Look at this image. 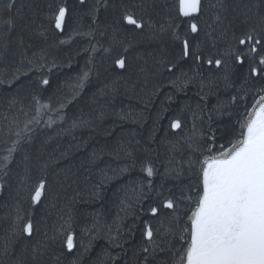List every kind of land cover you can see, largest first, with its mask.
Returning a JSON list of instances; mask_svg holds the SVG:
<instances>
[{"label":"snow or ice","instance_id":"snow-or-ice-1","mask_svg":"<svg viewBox=\"0 0 264 264\" xmlns=\"http://www.w3.org/2000/svg\"><path fill=\"white\" fill-rule=\"evenodd\" d=\"M212 7L223 9L224 6L218 3ZM15 8L12 0L10 6L5 5L9 17H0V23L7 29L3 33L5 40L15 27L11 15ZM48 8L47 27L41 23L34 33L43 43L27 59L29 67L24 71L17 68L10 77L0 79V85L11 88L21 76L33 72L41 74L31 93L24 97L19 93L13 95L8 101V110L0 116L3 122L0 130L8 137L4 141L7 155L0 161V174L8 176L14 162L23 164L27 182L31 173L27 163L29 156L25 154L15 161L19 146L32 142L33 134L45 117V127L53 126V116L65 122L66 107L71 101L54 99L56 94L49 96L48 93L52 85L50 77L59 68L70 66V61L67 65L61 64L50 51L57 47L56 42H49L50 32L56 34L59 44H65L67 40L60 34L74 23L71 36L89 40L85 51L95 54L102 49L113 67L125 73L130 67L129 50L134 42L122 39L121 33L153 30L162 46L150 54L152 63L149 65L145 60L147 66L140 68L145 80L163 77L179 92L195 87L203 103L191 109L190 122L179 114L170 119L171 137L165 134L159 138L166 146L162 161L158 148L153 149L156 155L150 158L147 148L137 149L130 141H119L110 153L116 158L123 153L128 159V163L118 169L120 173L136 168L144 173L142 180L127 186L125 199L121 200V211L125 215L118 218L120 224L116 232L120 233V225L129 216L134 226L139 222L144 243L137 253L136 264H264V11L258 10L256 22L247 28L231 25L225 28L217 12L219 34L216 35L217 30L212 25L202 29L191 19L188 30L183 33L177 23L170 20L157 27L151 19L145 21L142 0H76L71 9L65 0H59L50 3ZM109 10L111 16L107 14ZM202 11V0H179L183 17H198ZM83 17L88 18L87 31L80 30ZM164 35L169 38L167 43L163 42ZM220 41L227 45L223 51L218 48ZM23 43L21 39L20 44ZM4 50H8L7 43ZM88 62L92 63L91 57ZM185 65L190 66L185 68ZM238 72L241 73L239 86ZM88 78L87 71L78 78L73 99ZM249 91L254 92L251 103L258 105V109L253 107L249 111L245 104L244 110L238 113L237 100L247 101ZM212 96L216 103L208 110L207 102ZM226 115L234 118L235 124L230 122L222 129L214 127L216 120ZM94 127L95 120L80 116L71 120L67 131ZM150 140L156 142L155 133ZM46 183L44 176L38 179L34 195L30 197L32 204L41 202ZM2 188L0 185V190ZM59 219L63 221L59 229L63 239L58 240L56 235L49 237L45 232L44 238L37 240L38 225L20 215L18 209L11 229L6 230L9 234L0 242V264H65L66 260L69 264H79L78 259L71 260L68 254L80 256L87 252L96 238L92 236L93 229L97 233L101 229L96 223L82 229L90 237L85 246L82 237L77 238L71 214L67 219L64 216ZM108 232L109 243L122 248L120 236L112 235L111 226ZM20 239L25 243L16 255ZM32 240L36 243L32 244ZM115 259L112 258L113 264Z\"/></svg>","mask_w":264,"mask_h":264},{"label":"trees","instance_id":"trees-1","mask_svg":"<svg viewBox=\"0 0 264 264\" xmlns=\"http://www.w3.org/2000/svg\"><path fill=\"white\" fill-rule=\"evenodd\" d=\"M14 2L16 8L11 15L14 17L15 27L7 40L3 38L6 26L0 23V79L10 77L17 68L24 71L29 67L27 59L31 58L33 52L43 43L34 36V33L41 23L47 27L48 21L45 17L50 12L48 5L59 0ZM65 2L70 9L76 4V0ZM142 2L145 5V21L151 19L159 27L160 23L170 20L177 23L181 33L188 30V20L191 18L180 15L179 0ZM218 3L223 4V9L212 7ZM6 4L10 6L12 0H0V17H9V13L5 11ZM202 5V14L191 20L198 23L202 29L206 25H212L217 30L216 35L219 34V25L215 20V13H220L225 28L228 25L233 28H247L256 22V12L264 11V0H202ZM257 5H260L259 9ZM107 14L111 16V10ZM103 15L102 10V18ZM81 23L83 27L80 30L87 31L88 18L83 17ZM74 27L75 24L70 23L65 33L60 34L67 40L62 45L56 40L55 33H49V42L57 44V47L50 50L57 61L64 65L70 61V66L59 68L50 77L52 85L48 93L49 96L55 93L54 99L67 98L71 101L66 107L65 122L62 123L53 116L55 121L53 126L45 127L47 121L45 117L33 134L32 142L19 146L15 161H19L25 154L29 156L27 163L31 173L27 182L24 179L26 174L23 164L14 162L10 165L8 176L0 174V185H3L0 190V242L9 234L6 230L11 229L18 209L20 215L27 216L38 225L37 240L44 238L45 232L49 237L56 235L58 240L63 239L59 234L63 221L59 217L64 216L67 219L70 213L77 238L82 237L85 246L88 245L90 237L82 232V229L91 227L94 223L101 229L99 233L93 229L92 236L96 238L92 240L87 252L80 256L68 254L71 260L78 259L79 264H113L112 258H116L115 264H136L137 253L144 243L139 222L137 221L134 226L133 218L129 216L120 225L119 234L116 232V226L120 224L118 218L125 215L121 211L123 207L121 200L125 199L127 186L142 180L144 173H141L139 168L120 173L118 169L124 167L128 159L123 153L119 158L110 153L115 150L119 141L124 143L130 141L137 149L147 148L150 158L155 157L153 149L158 148L162 161L166 155V146L160 143L159 138L165 134L171 137L170 119L179 114L182 119L190 122L191 109H195L197 104L203 102L196 94L198 89L195 87H189L186 92H179L163 77L145 80L140 68L147 66L145 60L150 65L152 63L150 54L156 53L162 46L161 39L154 36L153 30L146 28L143 33L140 30H135V34L121 33L122 39L134 42L129 50L130 67L127 72L121 73L120 69L113 67L111 59L107 58L102 49L95 54L85 51L89 40L83 36L72 37ZM21 39L24 41L23 45L20 44ZM168 39L167 35L163 36L164 43H167ZM5 43L8 45L7 52L4 50ZM226 47L224 41L218 43L221 51ZM176 51L178 53V49ZM141 56L143 59L138 58ZM90 57L92 63L88 62ZM51 58L50 56L49 60ZM189 66L185 65V68ZM86 71L89 72V78L79 91V95L73 99L72 94L76 91L74 85ZM40 75L33 72L29 76H21L11 88L0 85V116L8 110V101L13 95L19 93L24 97L31 93L34 82ZM240 75L238 72L237 86L241 83ZM101 89H104V94H101ZM253 95L254 92L249 91L247 101L237 100L238 113L244 110L245 104L250 111L253 106L251 103ZM215 103V96L209 97L207 109L211 110ZM80 116L95 120L94 129H76L69 133L67 129L71 120ZM230 122L235 124L234 118L226 115L216 120L214 127L222 129ZM2 123L0 121V129ZM154 133L157 137L155 143L150 140ZM5 139L8 137L0 130V161L7 155L4 150ZM157 166L161 167L159 162ZM41 176H44L47 182L45 194L39 204H32L30 197L34 195V189ZM109 226L112 228V235L120 236L122 248L113 247L109 243ZM24 243L23 239L19 240L16 255H19ZM31 243L35 244L36 240H32ZM65 264H69V260H66Z\"/></svg>","mask_w":264,"mask_h":264},{"label":"rangeland","instance_id":"rangeland-1","mask_svg":"<svg viewBox=\"0 0 264 264\" xmlns=\"http://www.w3.org/2000/svg\"><path fill=\"white\" fill-rule=\"evenodd\" d=\"M195 17H196V16H195ZM195 17H192V18H195ZM185 18H186V17H185ZM192 18H191V19H192ZM253 107H255V108L258 109V105H253L252 108H253ZM252 108L250 109V111L252 110Z\"/></svg>","mask_w":264,"mask_h":264},{"label":"water","instance_id":"water-1","mask_svg":"<svg viewBox=\"0 0 264 264\" xmlns=\"http://www.w3.org/2000/svg\"><path fill=\"white\" fill-rule=\"evenodd\" d=\"M195 17V16H194Z\"/></svg>","mask_w":264,"mask_h":264}]
</instances>
